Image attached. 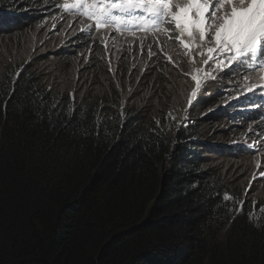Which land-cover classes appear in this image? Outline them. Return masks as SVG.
I'll use <instances>...</instances> for the list:
<instances>
[{"label": "trees", "instance_id": "trees-1", "mask_svg": "<svg viewBox=\"0 0 264 264\" xmlns=\"http://www.w3.org/2000/svg\"><path fill=\"white\" fill-rule=\"evenodd\" d=\"M57 8L58 0H0V40L58 15ZM73 38L68 50L53 52L55 60L67 53L80 66L76 77L92 86L110 79L105 51L87 55L91 38ZM145 56L120 57V87L138 86L139 66L129 61ZM146 66L142 90L156 98L139 107L124 105L116 85L80 97L55 90L32 62L0 72V264H264L263 206L233 211L241 208L237 186L205 168L209 156L237 152L226 143L258 111L220 109L217 89L192 114L217 101L218 112L172 127L157 98L168 64L148 58ZM238 154L231 159L250 155Z\"/></svg>", "mask_w": 264, "mask_h": 264}, {"label": "snow or ice", "instance_id": "snow-or-ice-1", "mask_svg": "<svg viewBox=\"0 0 264 264\" xmlns=\"http://www.w3.org/2000/svg\"><path fill=\"white\" fill-rule=\"evenodd\" d=\"M61 7L74 19L79 18L80 31L85 35L91 36L95 30L103 41L102 34H107L106 52L110 53L109 45L114 47L117 43L111 35L114 31L118 35L129 34L124 35L125 40L138 44L141 55L146 48L150 60H164L181 71L187 60L188 71L183 75L190 76L194 85L187 95L189 108L201 101L198 93L205 91L208 83L236 72L242 77L235 81L239 96L251 102L248 94L260 92L262 103L258 107H264V0H65ZM109 71H115L111 61ZM14 91L13 87L9 98ZM57 107L58 103L52 104V109ZM73 113L74 105H70L69 116ZM169 116L176 119L171 113ZM186 119L187 109L178 128L184 126ZM156 123L162 127L160 121ZM261 145L264 140L242 147L251 151ZM258 175L264 176V171ZM230 199L225 194L224 200ZM243 203L233 211H241ZM261 212L264 214V209Z\"/></svg>", "mask_w": 264, "mask_h": 264}, {"label": "rangeland", "instance_id": "rangeland-1", "mask_svg": "<svg viewBox=\"0 0 264 264\" xmlns=\"http://www.w3.org/2000/svg\"><path fill=\"white\" fill-rule=\"evenodd\" d=\"M58 2L63 4L65 0H58ZM70 22L71 27H69ZM81 27L82 25L79 23V18L74 19L72 15L68 18H63L56 14L51 16L44 15L41 22L33 24L26 32L15 35L11 39L7 38L0 40V72H4L8 65L19 66L21 64H27V62H32L33 64H37L39 69L41 67L44 73L42 76L43 81L47 86H51L55 90H62V88L65 87L80 97L83 92L87 93L91 91L93 95H96L102 91H106L109 85H116L122 97L119 99L126 106H145L147 101L153 103L156 98V93L149 92L147 87L142 90L144 79L146 78L145 69L142 65L146 67V70H151L146 66V60L148 59L146 48L144 51L146 56L143 59L129 61V64H137L139 66L137 67V74H140V79H136L138 81V86L131 91L129 83L120 87L118 83L124 82L119 79L118 74L115 75V71H109L110 79L105 80L104 78H100V83L97 86H92L90 85L91 78H82L84 76H80L79 78L76 77V70L80 66L76 60L67 59V53L65 56H62L60 60H55L58 56L53 54V52L59 49L68 50V47L74 43L73 36L81 32ZM92 33H94L93 38H95V47H90L86 51L87 55L93 54L96 49L105 51L107 34H102L104 36L102 41L101 35H97L95 30H93ZM111 35L116 37L117 43L114 47L109 45L110 53L105 51V58L107 67H109V61H111V67L115 70L121 55H127L128 57H133L134 55L138 56L141 50L138 44L133 45L128 40H125L124 35L129 34L118 35L113 31ZM130 48L132 51L129 50ZM167 64L168 70H166L167 72L163 77L165 86L159 87L160 91L157 93V98H161L164 104L162 110L169 117L172 127H177V129L180 128H178V123L181 118L185 116L186 109L187 119L184 121V126L191 123V116L193 118H205L209 114L219 111L217 101L215 105L210 106L206 111H200V113L194 117L195 115H193L192 112H195L197 109L198 102L191 108L188 107L187 95L191 92V87L194 85L192 84L190 76L183 75L184 72L188 71L187 60L183 62L182 71L174 68L171 63ZM67 69H71V72L66 73V76L62 75L61 73ZM252 75L255 76V73ZM241 79L240 73L236 72L234 75L230 73L228 76L208 83L206 90L202 93H198V95L202 97L201 100H208L209 95L214 94L212 92L220 89L221 94H217L215 98L213 97L214 100H218L217 98H221V96L224 97L220 103L224 107L220 109L225 111V109L227 110L235 106L237 110L243 113L258 111L259 117L248 122L246 131L243 134L235 136L233 140L226 143V148L236 146V148H233L237 151L233 153L234 155H239V151L250 155L237 160H232L231 156H233V154L230 155L227 152V154L223 152L221 155L209 156L211 159L207 161L206 164L208 165L205 168L215 170L223 179L230 181L231 185L235 184L238 191L242 194L241 200L244 201V203L262 205L264 208V176L258 175L260 171H264V145H261L259 149L251 151L242 147V145L245 144L259 143V141L264 140V121L262 120V116L264 118V108L258 107V105L261 104L258 102V99L262 94L260 92H257L254 96L251 93L248 94L251 97V102H253L251 103L252 106L241 107L237 105L240 102L248 104V101H246L243 96H239V85L235 83V81ZM238 96L239 98H236ZM254 99L257 100L258 103H255L253 101ZM236 101L239 102L235 103ZM169 113L175 116L176 119H171ZM201 120L202 119H200V121ZM221 123L223 124L225 122L221 121ZM232 123L234 127L230 129L233 128L231 131H234L237 127H235V121H232ZM257 133H259V137ZM254 174H256L255 179L253 178Z\"/></svg>", "mask_w": 264, "mask_h": 264}, {"label": "clouds", "instance_id": "clouds-1", "mask_svg": "<svg viewBox=\"0 0 264 264\" xmlns=\"http://www.w3.org/2000/svg\"><path fill=\"white\" fill-rule=\"evenodd\" d=\"M60 1H62V0H60ZM58 4H59V8H57V9H59V12H60V13L58 14L57 11H56V13H57L59 16L63 17V18H68V17H70V16H71L70 14H68V13H66V12L63 11V9H62V7H61V6H62V3L60 4V3L58 2ZM80 34H84V33H83V32H80ZM125 34H127V33H125ZM87 36L91 38V43H92L91 46H92V45L95 43V42H94V39H93L94 33H92L91 36H89V35H87ZM121 56H122V55H121ZM121 56H120V57H121ZM138 56H141V51L139 52ZM134 57H136V55H134L133 58H134ZM260 99H261V96H260L259 99H258V102H259V103H261V102H260ZM263 108H264V107H263ZM261 116H262V114H261ZM258 117H259V114H258ZM262 118H263V116H262ZM263 121H264V118H263ZM263 123H264V122H263Z\"/></svg>", "mask_w": 264, "mask_h": 264}]
</instances>
